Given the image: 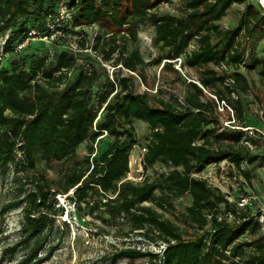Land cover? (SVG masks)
Wrapping results in <instances>:
<instances>
[{
	"label": "trees",
	"instance_id": "obj_1",
	"mask_svg": "<svg viewBox=\"0 0 264 264\" xmlns=\"http://www.w3.org/2000/svg\"><path fill=\"white\" fill-rule=\"evenodd\" d=\"M170 1L70 0L74 16L68 33L76 34L80 47L89 45L103 61L111 62L118 54L112 79L92 61L78 65L74 54L58 49L51 53L43 43L35 48L30 44L17 53L16 47L31 28L44 31L46 17L55 10L57 0H0V178H7L12 170L13 174L34 171L36 152L47 162L74 160L88 142L90 154L83 165L75 167L59 191L53 193L66 195L72 191L66 198L79 208L83 202L89 203L92 195L100 196L109 215L128 217L142 237L156 242L150 235L155 231L166 244L163 253L122 248L111 264L139 259L154 264H264V236L254 244L240 241L249 232L259 234L253 210L238 211L218 189L195 177L206 167L227 160L251 181L250 172L242 166L248 163L247 157L249 162L252 157L234 148L244 134L221 127L222 111L217 101L232 105L239 122H243L244 111L239 101H232V94L233 84L244 76L222 66L244 64L254 70L262 65L258 59L247 65L246 50L239 38L243 33L254 34L264 21V12H258L246 0H180L184 4L181 16L154 12L161 3ZM235 4L245 6V12L235 28L224 31L219 23ZM147 24L155 29L154 45L165 51L153 61L158 66L163 64L164 72L177 73L175 60L183 57L193 40L197 42L198 47L182 59V65L199 70L201 85L209 92L214 90L217 100L192 82L187 83L183 102L174 95L166 98L160 90L155 94L137 91V78L154 90L147 80L141 51L129 50L130 41H136L139 28ZM92 27L99 31L89 43L85 29ZM119 32L127 40L122 46ZM70 70L74 73L71 78L65 73ZM219 86L224 91L215 90ZM137 120L145 122L151 131L140 165L146 169L157 163L168 165L171 170L163 180H128ZM105 138L109 141L102 151L98 146ZM19 143H23L24 159L17 157ZM27 191L8 209L21 207L23 211L20 243L30 246V252L21 264H41L43 260L37 255L45 241L39 238L53 227L65 207L58 206L55 194L51 200L53 194L47 184L35 182ZM158 191L191 198L186 208L187 228L183 230L154 208L143 206ZM221 205L225 206L223 212ZM229 211L236 214L239 223L227 222Z\"/></svg>",
	"mask_w": 264,
	"mask_h": 264
},
{
	"label": "rangeland",
	"instance_id": "obj_2",
	"mask_svg": "<svg viewBox=\"0 0 264 264\" xmlns=\"http://www.w3.org/2000/svg\"><path fill=\"white\" fill-rule=\"evenodd\" d=\"M246 2L254 5L258 12L263 13V9L257 4V0H246ZM183 8L184 4L180 0H171L169 3H161L154 12L161 15L173 14L181 16ZM244 12L245 6L235 4L220 21L219 25L221 29L227 31L235 28ZM85 30L89 34L85 37L89 43L93 35L99 31L96 27L86 28ZM154 34L155 29L152 26L148 24L141 26L137 40L130 41L129 43V50L138 48L141 51L145 59L144 68L147 80L154 89H148L137 78V91L140 93L150 91L152 94H155L157 90H160L166 98L174 95L183 102V97L188 90L187 83L200 82V71L184 65L178 69L177 63H174V70L177 73L164 72L162 71L163 64L159 66L153 64L154 59L165 54L162 48L154 45ZM122 37L123 34L119 32L118 40L121 46L127 42ZM78 38L76 34H69L65 41H62L60 44L33 41L32 47L35 48L43 43L50 51L58 49L72 53L78 58V65L90 60L101 73L106 70L110 78H114L113 70L115 68L113 61L118 54L115 53L112 56L113 61L111 62L103 61L99 54H95L94 51L91 53L81 52L75 54L68 48L67 43L74 40L77 42ZM213 41L216 42L217 39L213 38ZM239 42L246 50L245 58L247 65H252L256 59L262 62V65H259L254 70H250L247 66L228 68L230 73L236 70L244 76V79L233 84L235 91L232 94V101H239L244 111L243 122H239L233 106L228 102L225 103L227 106L221 100L220 102L217 101V103L218 110H222V114L219 116L222 122L221 127L233 131L237 129V131L244 134L243 140L238 145H235L234 148L244 156L250 155L252 157L251 162H249V158L247 157L248 163H243L242 166V170L250 172L251 181L246 180L245 177H241L237 170H233L227 165L223 170L214 166H208L196 174L195 177L206 180L211 187L218 189L233 202L240 200L242 197L250 196L255 198L253 199V208L251 209L253 210V214H257L259 207L264 206V21L255 28L252 36H247L243 33L239 38ZM197 47V42L193 40L185 54L188 56ZM215 69L217 71L220 70V68L216 67ZM123 72L124 74H128L125 70ZM215 90L224 91V88L219 86ZM205 92L211 97L217 94L214 90L210 92L206 90ZM228 116L231 118V123L226 125L225 122H229L226 121ZM134 125L136 145L131 153L132 175L128 180L135 183L141 181L142 178H147L150 181L163 180L164 176L171 170L168 165L157 163L148 169L141 167L140 160L150 140L151 131L143 121L137 120ZM108 141L109 138L102 140L98 148L102 151L105 150ZM90 147L91 144L88 142L83 144L78 150V156L74 160L62 162H47L43 160L39 152H36L34 156V171L13 174L12 170L7 178H0V264H21L30 252V246L21 245L20 243L22 208L8 209V206L13 202L23 199L28 194L27 190L35 182L49 185L51 194H53L51 200L56 196L55 198H57L60 204L58 206L61 209L65 207L62 215L56 216L53 227L49 228L39 238L45 241L44 249L39 251L37 255L38 260H43L41 264H111L114 254L125 247L141 249L151 253L160 252L159 246L163 242L162 238H158L155 231L150 235L156 242L142 237L139 234L140 231L134 230L133 221H130L128 217L124 215L112 217L109 215L103 207L104 200L100 196L92 195L88 199L89 203L83 202L79 208L73 201L66 198L68 194L71 197L72 191L66 195L53 193L59 191L65 183L67 176L75 167L83 165L85 158L90 154ZM159 203L164 204V207H160ZM190 205L191 198L188 195L176 198L158 191L154 199L146 202L143 206L154 208L164 219L172 221L176 226L184 230L188 226L186 208ZM220 208L221 212L225 210V206L223 205ZM61 209L57 208L60 212ZM260 237V234L249 232L241 240L254 244ZM52 248L54 250L50 252ZM154 263L155 261L152 262L148 259H139L132 263L122 260L118 264Z\"/></svg>",
	"mask_w": 264,
	"mask_h": 264
},
{
	"label": "built area",
	"instance_id": "obj_3",
	"mask_svg": "<svg viewBox=\"0 0 264 264\" xmlns=\"http://www.w3.org/2000/svg\"><path fill=\"white\" fill-rule=\"evenodd\" d=\"M257 4L262 8L263 0H257ZM73 16H74V10L70 5V0H57V6L55 10L52 13H49L46 17L44 31H39L37 28H31L27 32V35L24 38V40L21 43H19L18 46L16 47V52L17 53L24 52L29 47V45L32 44L33 41H41V42L50 43V44H60L62 41H65L66 37H68L69 35L68 33L69 30L73 28ZM78 43H79L78 41L76 42V40H74V41H69L67 45H68V48L75 54L81 53V52H88V53L92 52V49L89 47V45H87L86 49H82ZM4 44H5V40L2 41L1 46H4ZM186 57L187 55L184 54L182 58L175 60L177 63L178 69H180L182 66V59ZM238 66H244V64H239ZM222 69L228 71V67L225 65L222 66ZM65 73L68 75L69 78L73 77L74 75L73 71L71 70L65 71ZM111 78L113 79V77ZM194 83L197 84L199 87H201L204 91H206L200 82H194ZM212 97L217 100L216 96L213 95ZM222 103L225 104L226 102L222 101ZM102 111L103 109L101 110V112ZM229 123H231V121L225 122L226 125H229ZM106 135H107V132H105L104 136L102 137H105ZM22 145L23 143L18 144V148H17L18 159H24V151L22 149ZM95 148H96V145H95ZM226 165L228 167H231L233 170H237L239 175L243 177V175L237 169L235 164L230 161L225 160L221 162L220 164H213L210 166L217 167L218 169L221 168L223 170ZM226 198L231 204H234L236 206V209L238 211L245 210L247 208H253L252 207L253 199H255L253 197L248 196V197H242L240 198V200H236L233 202L229 197H226ZM225 219L229 223H239L237 216L233 211H229L226 214ZM255 219L259 223V226H258L259 234L261 236H264V206L259 207L258 213L255 214ZM220 220H222V218H220ZM165 250H166V244L164 243L160 244L159 246L160 253H163ZM235 261L239 262L240 258H236Z\"/></svg>",
	"mask_w": 264,
	"mask_h": 264
},
{
	"label": "water",
	"instance_id": "obj_4",
	"mask_svg": "<svg viewBox=\"0 0 264 264\" xmlns=\"http://www.w3.org/2000/svg\"><path fill=\"white\" fill-rule=\"evenodd\" d=\"M262 9L264 10V0H263V5H262Z\"/></svg>",
	"mask_w": 264,
	"mask_h": 264
},
{
	"label": "crops",
	"instance_id": "obj_5",
	"mask_svg": "<svg viewBox=\"0 0 264 264\" xmlns=\"http://www.w3.org/2000/svg\"><path fill=\"white\" fill-rule=\"evenodd\" d=\"M247 3H248V2H247ZM231 9H232V8H231ZM231 9H230V10H231ZM230 10H229V11H230ZM229 11H228V12H229ZM263 11H264V10H263Z\"/></svg>",
	"mask_w": 264,
	"mask_h": 264
}]
</instances>
